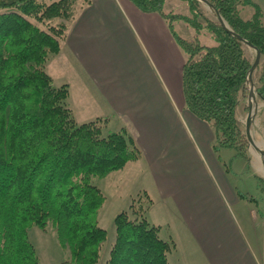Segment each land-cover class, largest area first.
<instances>
[{
  "label": "trees",
  "instance_id": "trees-1",
  "mask_svg": "<svg viewBox=\"0 0 264 264\" xmlns=\"http://www.w3.org/2000/svg\"><path fill=\"white\" fill-rule=\"evenodd\" d=\"M76 1L0 0V264H40L29 232L49 224L70 254L62 264H98L108 232L98 219L106 196L94 181L142 156L125 128L106 131L101 118L78 123L68 104L69 85H55L47 72L67 36V25L53 22L73 20ZM129 1L143 12L159 14L184 52L185 105L212 127L213 150L234 148L249 168V142L238 113L253 67L255 90L264 101L260 6L254 0H205L217 16L213 21L200 0H180L188 14L166 12L168 0ZM91 3L85 0L82 9ZM241 5H254L251 19L241 17ZM177 20L198 33L194 40L178 34ZM203 30L212 34L215 45L201 43ZM244 43L256 47L262 61L248 57ZM144 213L140 205L133 216L123 211L115 217L116 237L105 264H172L175 240L162 238L161 226Z\"/></svg>",
  "mask_w": 264,
  "mask_h": 264
},
{
  "label": "crops",
  "instance_id": "crops-1",
  "mask_svg": "<svg viewBox=\"0 0 264 264\" xmlns=\"http://www.w3.org/2000/svg\"><path fill=\"white\" fill-rule=\"evenodd\" d=\"M77 16L61 50V53L67 50L70 57L68 74L76 70L85 77L83 81L88 80V84L82 83L84 89L92 91L94 97L100 95L119 114L118 118L125 120V128L132 133L142 156L158 177L159 186L165 189L173 186L175 191L169 194L180 202L185 225L183 239L172 230L176 252L185 243L199 249L210 264H260L247 243L242 244L240 239L231 242V212L224 195L227 192L235 201L245 200L232 185L226 182L225 188L220 187L222 191L214 188L211 196L205 194L209 191H203L201 198L198 192L196 197L189 193L186 199L179 196L181 187L190 184L182 179L186 157L200 158L198 161L205 166L206 156L221 179L225 180L226 175L212 148L215 139L212 127L186 108L182 90L186 56L166 21L157 13L139 10L129 0H92ZM111 64L116 66L115 70ZM66 77L63 82L70 87V104L73 105V99L85 102L81 85L77 93V87ZM75 116L80 122L93 117ZM256 142L262 150L257 158L264 172V143ZM251 160L248 170L259 177ZM168 174L172 180L164 181ZM215 202L223 208H219V213L213 210ZM232 247L242 251L231 256Z\"/></svg>",
  "mask_w": 264,
  "mask_h": 264
},
{
  "label": "rangeland",
  "instance_id": "rangeland-1",
  "mask_svg": "<svg viewBox=\"0 0 264 264\" xmlns=\"http://www.w3.org/2000/svg\"><path fill=\"white\" fill-rule=\"evenodd\" d=\"M43 1L52 3L58 0ZM200 2L206 16L213 21H217V16L213 8L205 0H200ZM254 2L258 4L262 10V21L264 23V0H254ZM84 4L85 0H77L75 2L74 13H76V16L73 20L66 21L63 19H57L53 23L66 24L68 36V30L77 20V15H79L84 9H82ZM165 10L166 12H173L175 14L189 13L188 6L180 0H168L165 5ZM239 10L241 17L245 20L251 19L255 14L254 5H241ZM174 26L178 34L186 39L194 40L198 34L193 28L189 27L183 21H174ZM199 38L201 43L204 45L212 46L216 44L212 34L207 30H203L199 35ZM65 40L62 42V46L63 44H66ZM244 49L248 57L253 60H257L259 54L256 49L246 43H244ZM60 53L53 56L48 62L47 72L52 76L55 85L65 84L63 81L66 76L68 81L77 87V93H80L78 86L81 85L85 102L79 103L78 100L73 99V105H71L70 100L68 99V104L76 121L78 123H83L78 121L75 114L84 116L91 115L93 117H86L89 120L85 122L101 118L103 127L106 131L114 132L125 128V120L123 122L122 118H118L119 114H116L113 108L107 104V101H104L100 95L98 97H94L92 95V91L84 89L82 83L84 82L85 84H88V80L83 81L85 77L80 72L71 70L68 74L70 69V57L68 51L63 49V52L61 54ZM123 60L125 62L127 61L126 58H123ZM259 61H262V58H260ZM75 65L76 63L73 66ZM111 65L115 70L116 66L113 64ZM109 69L112 70V67L110 66ZM255 73L256 72L254 71V75ZM54 77H56V80ZM252 83L253 80L251 78L247 85L249 92L246 99L240 105L238 116L242 124V130L247 137V122L248 118L252 114L250 136L254 145H251L250 143L248 144V157L250 160H253L255 170L259 175V178L264 180L262 163L260 159L257 158L258 155L260 156L258 151L261 150V147L256 142V140H259L261 141L260 143H264V101L257 93H254L255 100L251 103V97L253 96L251 92ZM91 96L94 97V99H92ZM93 101H95V103H92ZM77 110H84L85 113L80 112L79 114ZM93 113L96 117L92 115ZM80 119L81 117L79 120ZM130 135L133 137L132 133H130ZM216 155L220 165L223 167V172L226 175V181L220 178V173L213 166V164H211L212 162L209 158L206 156L204 157L203 160L205 166H203L202 163L198 161L200 158L196 159L191 155L184 159L183 164L185 167L182 171V179L184 181H189L190 184L187 183L185 187H181V193L179 196L181 195V198L186 199V193H189L191 197H196V192H198V197L201 198L203 191H209L205 194L211 196L214 188L217 187L221 190L220 187L225 188V184L228 182V184L232 185L237 191L253 197L254 200L250 201H235L228 195L227 192L225 195L223 193L225 202L228 206V212H231V242L234 243L240 239L242 244L247 243L249 247H251L252 252L257 255L260 264H264V181L260 183L261 179L257 178L254 173L248 170L247 162L245 159L238 156L236 149L221 148ZM179 173H181V171ZM163 180H172L171 174H168L167 177L164 176ZM94 183L102 189L104 195L106 196L105 204L99 212L98 219L101 227L105 228L108 232V238L103 244L98 264H105L111 246L115 241V217L123 211H127L133 216V212L137 210L140 205L145 207L144 214L148 218L149 222L153 225L161 226L162 229L160 235L162 238L166 240H175V237L172 238L171 236L172 230L178 233L182 239L184 238L185 233L183 230L185 229V225L182 207L180 202H177L175 196L169 194L171 191L175 190H173V186L166 189L159 186L158 177L154 174V171L150 169L145 156H141V158L136 162H131L124 170L112 172L107 177L102 179H95ZM219 208L223 210L222 206L215 202V206L213 207L214 212L219 213ZM222 230L224 229H221V231ZM29 236L30 240L36 247L40 264H62L63 261L69 259V252L63 249L58 243L55 229L51 224H49L45 230L38 226H33L30 229ZM230 251V255L233 256L240 253L242 249L236 251L232 247ZM179 259L181 262H179ZM170 262L172 264H210L199 249L190 247L185 243L181 250L178 252L175 250L170 254Z\"/></svg>",
  "mask_w": 264,
  "mask_h": 264
},
{
  "label": "water",
  "instance_id": "water-1",
  "mask_svg": "<svg viewBox=\"0 0 264 264\" xmlns=\"http://www.w3.org/2000/svg\"><path fill=\"white\" fill-rule=\"evenodd\" d=\"M209 4V3H208ZM210 5V4H209ZM211 6V5H210ZM223 24L226 25V23L223 21ZM246 44H249V43H246ZM251 47H253L254 49H256V51L258 52V49L256 47H254L252 44H249ZM259 54V57L257 58V61L256 63L259 62V59H260V53L258 52ZM255 71V67H253L249 73V76H248V81H250V79L252 78V74L254 73ZM254 83V82H253ZM252 83V87H251V92L252 94L254 95V93H256V90H255V85ZM252 103V102H251ZM251 120H252V114L250 115V117L248 118V122H247V131H246V134H247V139H248V142L251 144V145H254V142L250 136V124H251Z\"/></svg>",
  "mask_w": 264,
  "mask_h": 264
},
{
  "label": "bare ground",
  "instance_id": "bare-ground-1",
  "mask_svg": "<svg viewBox=\"0 0 264 264\" xmlns=\"http://www.w3.org/2000/svg\"><path fill=\"white\" fill-rule=\"evenodd\" d=\"M255 97H254V95L251 97V102H254V99Z\"/></svg>",
  "mask_w": 264,
  "mask_h": 264
}]
</instances>
